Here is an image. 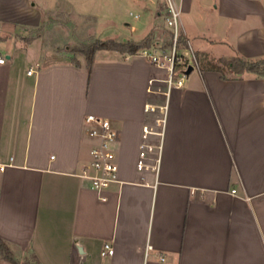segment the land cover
Returning <instances> with one entry per match:
<instances>
[{
  "label": "crops",
  "instance_id": "crops-1",
  "mask_svg": "<svg viewBox=\"0 0 264 264\" xmlns=\"http://www.w3.org/2000/svg\"><path fill=\"white\" fill-rule=\"evenodd\" d=\"M173 1L201 69L168 91L139 54L99 50L91 72L83 57L42 62L28 34L58 10L91 15L89 0H0V236L14 253L38 264H264V75L227 78L202 60L264 58V0ZM147 103L167 104L163 137L150 138L161 143L156 171L137 168L156 115ZM88 114L119 134L106 199L84 175ZM106 242L114 252L102 255Z\"/></svg>",
  "mask_w": 264,
  "mask_h": 264
},
{
  "label": "built area",
  "instance_id": "built-area-1",
  "mask_svg": "<svg viewBox=\"0 0 264 264\" xmlns=\"http://www.w3.org/2000/svg\"><path fill=\"white\" fill-rule=\"evenodd\" d=\"M165 2L169 12L165 18V23L172 32L171 46L167 50L144 48L137 54L146 57L154 66L164 70L166 74L164 81L169 91L173 86L184 84L187 76L186 69L190 65L193 66V70L201 69V61L197 52L188 41L183 45L181 43L183 25L180 10L176 7L173 0ZM5 62L6 57L0 55V64ZM180 65L182 66L180 67ZM32 72L33 68H30L28 73ZM145 110L156 115L153 114L150 124L143 126V142L140 145L137 168L139 170L152 169L156 171L160 161L161 143L155 144L150 141V138L154 135L162 139L166 127L167 104L147 103ZM85 120L90 125L89 134L96 142L90 149L91 159L88 166L84 169V175L90 179L92 188L100 194V198L106 199L103 192L111 184L119 181V164L113 147L119 134L108 118L96 114H88ZM4 168L5 165H0L1 170ZM113 252V246L106 242L102 255H109Z\"/></svg>",
  "mask_w": 264,
  "mask_h": 264
},
{
  "label": "rangeland",
  "instance_id": "rangeland-1",
  "mask_svg": "<svg viewBox=\"0 0 264 264\" xmlns=\"http://www.w3.org/2000/svg\"><path fill=\"white\" fill-rule=\"evenodd\" d=\"M162 1L167 8L165 2L167 0ZM86 9L92 13L91 15H96L97 20L91 15H77L65 10H58L51 14L53 19L50 20L47 27L28 34H39L44 47L42 62L49 59H65L63 51L65 46L73 47L76 44L88 43L96 37L116 40L129 38L139 41L145 37L154 22L157 21L154 0H89ZM162 22L165 24L164 19ZM0 46L3 50L7 47L4 44H0ZM211 55L215 58L213 62H218L221 56L219 53ZM77 56L83 57L81 53H78ZM202 60L205 61V64L211 63L206 61V58H202ZM196 72L197 69L192 71V73ZM15 255L22 262L26 260L34 262L29 253L24 256L17 253ZM0 260L7 261L2 255H0Z\"/></svg>",
  "mask_w": 264,
  "mask_h": 264
},
{
  "label": "trees",
  "instance_id": "trees-1",
  "mask_svg": "<svg viewBox=\"0 0 264 264\" xmlns=\"http://www.w3.org/2000/svg\"><path fill=\"white\" fill-rule=\"evenodd\" d=\"M168 13L169 12L166 6H164L163 3H160L159 12L157 14L158 19L154 23L152 30L141 41H134L131 39H102L96 37L88 43L76 44L73 47L65 46V48L63 49L64 56L75 65H79L80 60L77 54L81 53L85 60L88 71L91 72L96 59V54L99 50H117L124 55L137 54L141 49L144 48H160L167 50L172 44V32L165 24H163L162 21L163 19L165 20ZM160 17H162L163 19ZM52 19V16H49L45 24H43L38 29H35L34 31H39L42 28L47 27V25L50 24V20ZM37 36H39V34ZM181 43L182 45L187 43L185 37L183 36V33L181 35ZM209 62L211 63L206 64V67L221 71L223 76L227 78L232 76L240 77L244 72L247 71L255 72L261 76L264 75V58L250 60L241 56H222L219 58L218 62H213L211 60ZM181 66L182 65H180V67ZM0 255L14 264L19 262L18 257L12 251L10 245L1 236ZM24 264L38 263L36 261L33 262L30 260H26L24 261Z\"/></svg>",
  "mask_w": 264,
  "mask_h": 264
},
{
  "label": "water",
  "instance_id": "water-1",
  "mask_svg": "<svg viewBox=\"0 0 264 264\" xmlns=\"http://www.w3.org/2000/svg\"><path fill=\"white\" fill-rule=\"evenodd\" d=\"M192 71H193V66L190 65V66L186 69V74L189 75ZM79 250H80V252L83 253V249H82V247H79Z\"/></svg>",
  "mask_w": 264,
  "mask_h": 264
}]
</instances>
